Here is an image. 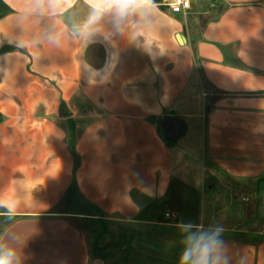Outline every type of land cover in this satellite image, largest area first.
Masks as SVG:
<instances>
[{"label":"crops","instance_id":"obj_1","mask_svg":"<svg viewBox=\"0 0 264 264\" xmlns=\"http://www.w3.org/2000/svg\"><path fill=\"white\" fill-rule=\"evenodd\" d=\"M3 1L13 12L0 19V50L11 48L0 51V206L22 216L6 230L29 234L25 264H103L65 218L46 215L73 175L70 121L78 189L106 219L143 224L135 216L164 196L171 174L201 192L198 224L208 225L221 178L255 189L264 176V0H217V18L192 17L194 35L184 32L188 9L179 19L146 0V28L107 44L98 35L88 46L82 33L95 0ZM51 33L58 45L35 43ZM166 115L186 127L172 146L146 120ZM206 169L216 177L211 194ZM245 199L254 211L257 199ZM178 225L151 229L165 230L163 244H180ZM223 239L234 264H264V241Z\"/></svg>","mask_w":264,"mask_h":264},{"label":"trees","instance_id":"obj_2","mask_svg":"<svg viewBox=\"0 0 264 264\" xmlns=\"http://www.w3.org/2000/svg\"><path fill=\"white\" fill-rule=\"evenodd\" d=\"M155 3L161 10H168L161 2L162 0H151ZM261 3H264L261 2ZM219 2L217 0H190V7L188 8L189 14L187 15L186 22L184 24V32L189 30L193 34V29L195 25L192 24V17H199L202 13H207L210 15H216L219 8ZM12 8L9 7L7 3L0 0V19L12 13ZM180 17V13H176ZM181 19V17L179 18ZM191 35V36H192ZM190 45L193 51V55L196 57L195 49V37H191ZM11 49L10 47H2V51ZM208 85L207 82L204 86ZM211 87V86H210ZM258 94H263L259 92ZM3 120V115L0 113V123ZM146 120L157 126L161 120L160 117L149 116ZM161 136V135H160ZM161 138L167 146H172L173 143L167 142L162 136ZM75 126L72 121L69 122L67 129V145L69 152L74 160L73 175L69 185L64 191L63 195L59 200L52 205L46 212L47 216L51 217H63L65 218L76 230L83 234L89 250V255L91 258L100 259L103 264H128L129 259L133 261L134 264H151L144 262L141 259L140 253H134L132 250V238L131 235H127L126 231L120 232L117 236L110 233L108 225L110 223H116L115 221L105 218L103 211L94 203L86 200L81 195L77 182L75 179V168L77 165V153L75 150ZM216 182V177L212 174H208V170L205 171V181L203 192L211 194L215 191L216 187L214 183ZM255 191L258 192L260 188H264V176L257 178L254 181ZM255 213H257L255 208ZM174 213L175 217L170 218L165 214ZM201 215V192L185 183L179 177L175 175H170L168 180V185L164 196L160 199H154L147 205L141 207L135 216L134 220L143 223L150 227V225H162V224H181L184 222L199 223ZM22 216L14 215L9 213L7 209L0 206V230H6L16 219ZM260 221L264 223V218H260ZM153 228V227H152ZM178 230V228H174ZM155 229H149V236H153L152 233ZM165 230L161 231V235L164 234ZM257 236H252V233L236 232V236H250L254 240H241V241H264V232H255ZM139 234V232L137 233ZM105 235H109L110 240L104 241ZM179 237L180 234H176ZM180 248V244H170L172 250L175 247ZM175 246V247H174ZM162 247L167 248L166 244ZM180 251V250H179ZM156 256L152 258L151 252L146 253V257L152 258L155 264H165L163 260L158 259L163 255L161 251L155 253ZM163 257V256H162ZM169 260L173 263L174 256L171 254ZM171 263V264H172Z\"/></svg>","mask_w":264,"mask_h":264},{"label":"clouds","instance_id":"obj_3","mask_svg":"<svg viewBox=\"0 0 264 264\" xmlns=\"http://www.w3.org/2000/svg\"><path fill=\"white\" fill-rule=\"evenodd\" d=\"M96 16L83 31L86 46L97 42L102 36L104 43L112 42L115 36L131 38L151 20L146 0H95ZM58 45L59 34L51 33L35 40ZM27 48V42L20 41ZM113 56L109 53V59ZM90 79L96 72L86 63L82 65ZM180 252L177 264H234V257L223 239L224 229L219 224L184 222L178 225ZM29 234L13 229L0 230V264H25V248Z\"/></svg>","mask_w":264,"mask_h":264},{"label":"rangeland","instance_id":"obj_4","mask_svg":"<svg viewBox=\"0 0 264 264\" xmlns=\"http://www.w3.org/2000/svg\"><path fill=\"white\" fill-rule=\"evenodd\" d=\"M181 137L179 140H182ZM240 185L236 187V183ZM244 185H241L240 181L235 179L223 177L219 180L217 186V199L211 200V203L206 204L207 206V224H219L224 229L223 237H231L239 240H254L250 236H236V232H229L228 229L238 230L243 233H252V236H257L255 232H264V223L260 221L257 213L250 208V201H243V197H248L249 200L257 199L255 189L251 190V183L244 181ZM252 192V193H251ZM250 195V197H249ZM110 233L117 236L120 232L126 231L127 235H131L132 238V250L133 252L140 253L141 259L144 262L155 264L152 261L155 253L161 251L163 257L160 256L158 259L163 260L165 264H171L169 260L170 255L174 256L172 264H177L180 248L174 246L175 250H172L170 244H166L167 248L162 247L165 242L164 234L152 233V237L149 236L148 231L151 228L138 223L132 222H116L108 225ZM139 232V234H137ZM109 235H105L104 241H109ZM151 252L153 256L151 259L146 257V253ZM128 263H133L129 259ZM134 264V263H133Z\"/></svg>","mask_w":264,"mask_h":264},{"label":"water","instance_id":"obj_5","mask_svg":"<svg viewBox=\"0 0 264 264\" xmlns=\"http://www.w3.org/2000/svg\"><path fill=\"white\" fill-rule=\"evenodd\" d=\"M182 36H177L180 43ZM60 114L63 115V109L60 107ZM161 136L169 143H175L179 138L185 134V123L180 118L173 115H166L161 118L158 123ZM257 215L259 218H264V188H260L257 193Z\"/></svg>","mask_w":264,"mask_h":264},{"label":"built area","instance_id":"obj_6","mask_svg":"<svg viewBox=\"0 0 264 264\" xmlns=\"http://www.w3.org/2000/svg\"><path fill=\"white\" fill-rule=\"evenodd\" d=\"M161 3L173 13L184 12L190 7V0H162ZM245 201H247V199H245ZM165 215L170 218L175 217L174 213L167 212Z\"/></svg>","mask_w":264,"mask_h":264}]
</instances>
